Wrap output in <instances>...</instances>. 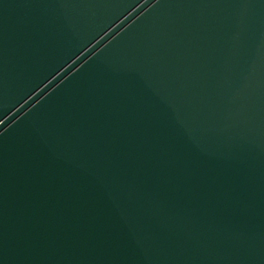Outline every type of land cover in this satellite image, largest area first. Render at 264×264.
Instances as JSON below:
<instances>
[{
  "label": "water",
  "instance_id": "water-1",
  "mask_svg": "<svg viewBox=\"0 0 264 264\" xmlns=\"http://www.w3.org/2000/svg\"><path fill=\"white\" fill-rule=\"evenodd\" d=\"M0 264H264V0H0Z\"/></svg>",
  "mask_w": 264,
  "mask_h": 264
}]
</instances>
